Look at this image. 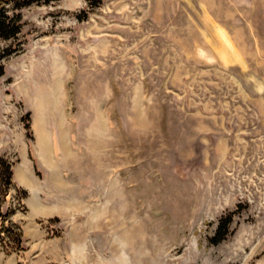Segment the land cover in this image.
I'll list each match as a JSON object with an SVG mask.
<instances>
[{"label":"rangeland","instance_id":"rangeland-1","mask_svg":"<svg viewBox=\"0 0 264 264\" xmlns=\"http://www.w3.org/2000/svg\"><path fill=\"white\" fill-rule=\"evenodd\" d=\"M19 13L0 159L24 250L0 264H264V0Z\"/></svg>","mask_w":264,"mask_h":264},{"label":"trees","instance_id":"trees-1","mask_svg":"<svg viewBox=\"0 0 264 264\" xmlns=\"http://www.w3.org/2000/svg\"><path fill=\"white\" fill-rule=\"evenodd\" d=\"M54 0H0V40L16 39L21 33V14L19 11L26 6L39 2H51ZM14 10L15 13H11ZM10 47L6 49L0 48V79L5 75L4 60L9 58L12 52ZM0 247L3 251H8L9 246H16L14 252L23 251V232L21 228L12 220L13 212L4 213L2 207L5 197L10 191L16 190L17 187L13 182V166L6 159H0ZM26 194V193H25Z\"/></svg>","mask_w":264,"mask_h":264},{"label":"bare ground","instance_id":"bare-ground-1","mask_svg":"<svg viewBox=\"0 0 264 264\" xmlns=\"http://www.w3.org/2000/svg\"><path fill=\"white\" fill-rule=\"evenodd\" d=\"M24 176V175H23Z\"/></svg>","mask_w":264,"mask_h":264}]
</instances>
